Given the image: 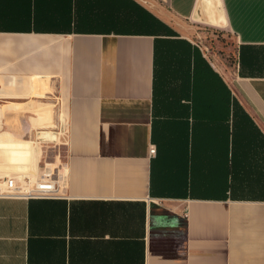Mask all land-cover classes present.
I'll use <instances>...</instances> for the list:
<instances>
[{"label":"crops","instance_id":"obj_1","mask_svg":"<svg viewBox=\"0 0 264 264\" xmlns=\"http://www.w3.org/2000/svg\"><path fill=\"white\" fill-rule=\"evenodd\" d=\"M0 111L67 128L61 193L0 196V264H264V0H0Z\"/></svg>","mask_w":264,"mask_h":264},{"label":"rangeland","instance_id":"obj_2","mask_svg":"<svg viewBox=\"0 0 264 264\" xmlns=\"http://www.w3.org/2000/svg\"><path fill=\"white\" fill-rule=\"evenodd\" d=\"M193 36L204 46L210 58L221 70L229 71L233 67L236 54V42L231 34L198 23V26L195 27V31L193 32ZM1 109L4 112L6 107L3 106ZM1 115L3 118V114ZM6 120L12 121L14 118H10L9 115ZM15 131L12 128L0 129V139L29 141L34 149L37 166H35V171L33 169L21 168L17 162L11 159L12 155L8 150L0 148V190L4 189V181L7 177L16 178L19 182L25 176L35 179L42 172L45 165L52 168L57 167L63 162L65 157L67 128L63 115H60L57 122H53L51 127L34 128L25 136H20Z\"/></svg>","mask_w":264,"mask_h":264},{"label":"built area","instance_id":"obj_3","mask_svg":"<svg viewBox=\"0 0 264 264\" xmlns=\"http://www.w3.org/2000/svg\"><path fill=\"white\" fill-rule=\"evenodd\" d=\"M155 152L156 148L152 145L150 153L154 154ZM56 169L57 167L52 168L45 165L35 179L25 176L20 182L16 178L7 177L4 181V189L0 190V196L20 198L57 196L61 193V182Z\"/></svg>","mask_w":264,"mask_h":264}]
</instances>
